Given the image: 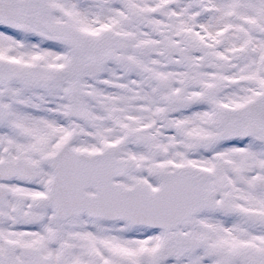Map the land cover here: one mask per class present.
I'll list each match as a JSON object with an SVG mask.
<instances>
[{
	"label": "snow or ice",
	"instance_id": "6c2138e0",
	"mask_svg": "<svg viewBox=\"0 0 264 264\" xmlns=\"http://www.w3.org/2000/svg\"><path fill=\"white\" fill-rule=\"evenodd\" d=\"M0 264H264V0H0Z\"/></svg>",
	"mask_w": 264,
	"mask_h": 264
}]
</instances>
